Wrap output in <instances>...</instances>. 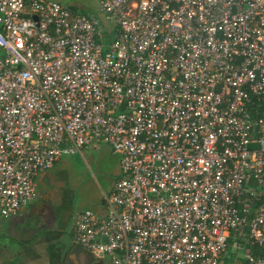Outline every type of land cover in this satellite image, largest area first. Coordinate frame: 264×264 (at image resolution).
<instances>
[{
	"label": "built area",
	"instance_id": "built-area-1",
	"mask_svg": "<svg viewBox=\"0 0 264 264\" xmlns=\"http://www.w3.org/2000/svg\"><path fill=\"white\" fill-rule=\"evenodd\" d=\"M98 1L105 26L0 0L1 216L37 200L63 156L107 145L120 174L104 212L75 215L80 248L221 264L231 246L264 264V0Z\"/></svg>",
	"mask_w": 264,
	"mask_h": 264
},
{
	"label": "crops",
	"instance_id": "crops-1",
	"mask_svg": "<svg viewBox=\"0 0 264 264\" xmlns=\"http://www.w3.org/2000/svg\"><path fill=\"white\" fill-rule=\"evenodd\" d=\"M50 173L39 175L38 184L43 183L44 195L38 193L37 200L12 217L3 218L0 214V264H104L101 258L76 245L73 238L63 243L64 251L55 252L57 243L63 242L69 232L71 223L73 226L75 216L60 205L66 206L64 199L54 198L49 191ZM221 264H231L230 258L224 257Z\"/></svg>",
	"mask_w": 264,
	"mask_h": 264
},
{
	"label": "rangeland",
	"instance_id": "rangeland-1",
	"mask_svg": "<svg viewBox=\"0 0 264 264\" xmlns=\"http://www.w3.org/2000/svg\"><path fill=\"white\" fill-rule=\"evenodd\" d=\"M58 1L72 10L82 14L93 15L98 18L104 26L108 23L104 20V15L99 11L98 0H53ZM115 32L110 29V36L100 40L101 43L108 45ZM122 155L113 153L107 145H102L98 150H86L82 154L63 156L54 168L49 170L50 189L52 195L56 199L59 197L64 199L66 211L76 213L90 210L95 214L102 212L101 201L103 196L111 191L116 182L120 171V161ZM39 177L36 182L38 184ZM38 193L44 195L43 183L38 184ZM54 190V192H53ZM73 221V220H72ZM72 227V223L70 229ZM66 232L65 239L62 243H66L68 238L72 241L70 230ZM235 256L234 248L231 246L228 250L230 262L233 264H242L245 258L244 252ZM221 262V261H220ZM101 263L106 264L107 258H102Z\"/></svg>",
	"mask_w": 264,
	"mask_h": 264
},
{
	"label": "water",
	"instance_id": "water-1",
	"mask_svg": "<svg viewBox=\"0 0 264 264\" xmlns=\"http://www.w3.org/2000/svg\"><path fill=\"white\" fill-rule=\"evenodd\" d=\"M256 146L257 145H254V144H252L250 147L251 148H256ZM60 243H62V240L61 241H59ZM60 243H57V246H56V250H55V252L58 254V253H61L62 251H64V248H65V246L64 245H61ZM60 255V254H59ZM99 256H101V254L99 255ZM98 260V259H97Z\"/></svg>",
	"mask_w": 264,
	"mask_h": 264
},
{
	"label": "trees",
	"instance_id": "trees-1",
	"mask_svg": "<svg viewBox=\"0 0 264 264\" xmlns=\"http://www.w3.org/2000/svg\"><path fill=\"white\" fill-rule=\"evenodd\" d=\"M250 252L254 253L255 255H257L259 253L258 248L256 246H251L250 247Z\"/></svg>",
	"mask_w": 264,
	"mask_h": 264
},
{
	"label": "flooded vegetation",
	"instance_id": "flooded-vegetation-1",
	"mask_svg": "<svg viewBox=\"0 0 264 264\" xmlns=\"http://www.w3.org/2000/svg\"><path fill=\"white\" fill-rule=\"evenodd\" d=\"M39 195V194H38ZM66 209V208H65ZM71 232H72V227H71ZM72 235V234H71ZM60 243V242H59ZM61 245H64L63 243H60ZM77 245V244H76ZM54 250H56V247H55V249ZM53 254H55V252H53Z\"/></svg>",
	"mask_w": 264,
	"mask_h": 264
}]
</instances>
